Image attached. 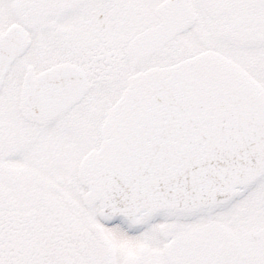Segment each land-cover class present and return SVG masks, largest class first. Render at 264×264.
I'll return each instance as SVG.
<instances>
[{"label": "snow or ice", "instance_id": "6c2138e0", "mask_svg": "<svg viewBox=\"0 0 264 264\" xmlns=\"http://www.w3.org/2000/svg\"><path fill=\"white\" fill-rule=\"evenodd\" d=\"M0 264H264V0H0Z\"/></svg>", "mask_w": 264, "mask_h": 264}]
</instances>
